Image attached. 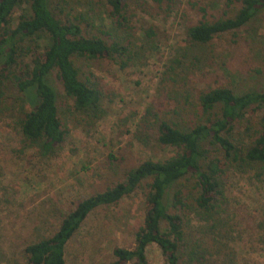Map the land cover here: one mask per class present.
<instances>
[{
    "label": "trees",
    "instance_id": "obj_1",
    "mask_svg": "<svg viewBox=\"0 0 264 264\" xmlns=\"http://www.w3.org/2000/svg\"><path fill=\"white\" fill-rule=\"evenodd\" d=\"M217 1L186 2L185 9L198 19L184 27L185 45L213 48L215 39L229 35L236 41L244 32L250 53L264 55V46L250 36L254 21H264V0ZM176 4L0 0V121L10 120L8 127L20 135L18 151L55 158L65 148L72 118L86 116V127L93 126L101 117L105 94L90 69L104 63L120 72L145 66L159 41L158 28L146 20L167 18ZM177 66L181 72H175ZM165 69L158 101L147 106L131 141L171 149L172 155L127 166L119 177L77 201L47 236L26 244V264H66V247L88 216L119 206L138 192L144 213L134 245L113 248L114 259L106 264H148L150 245L160 250L164 264L233 263L227 246L236 213L230 212L228 176L233 172L264 179V77L237 92L219 82L191 80L194 65L178 59ZM263 71L255 69L259 76ZM51 76L60 85V104L66 110H60ZM116 160L109 155V163ZM194 220L199 224L192 227Z\"/></svg>",
    "mask_w": 264,
    "mask_h": 264
},
{
    "label": "rangeland",
    "instance_id": "obj_2",
    "mask_svg": "<svg viewBox=\"0 0 264 264\" xmlns=\"http://www.w3.org/2000/svg\"><path fill=\"white\" fill-rule=\"evenodd\" d=\"M187 1L177 0L167 18L146 20L158 28L159 41L145 66L120 72L104 63L90 69L104 88L101 117L90 127L85 125V120L90 121L86 116L76 120L80 125L72 118L67 143L57 157L40 159L34 150L20 153V135L8 127L10 120L0 121V264H26L23 250L29 241L47 236L77 201L119 177L123 168L172 155L171 149L144 148L131 141L145 109L158 99L159 82L168 62L178 59L194 65L190 79L197 83L219 82L237 92L261 82L264 75L259 76L255 69L264 70V55L250 53L244 32L236 41L229 35L215 39L213 48L197 50L185 45L184 27L198 19L185 9ZM250 31L255 43L263 47L264 21L255 20ZM181 71L175 68V72ZM49 83L56 91L60 110H66L60 104L64 101L60 85L53 76ZM110 154L118 159L113 164L108 162ZM226 191L230 212L236 213L227 246L230 262L264 264V179L258 182L231 172ZM143 213L140 192L119 206L97 209L67 245L66 264L113 261V248L133 247ZM198 224L194 220L191 226ZM146 256L148 264H164L155 245L148 247Z\"/></svg>",
    "mask_w": 264,
    "mask_h": 264
}]
</instances>
